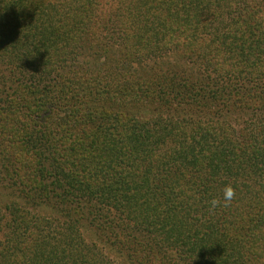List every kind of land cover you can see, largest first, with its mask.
I'll return each mask as SVG.
<instances>
[{
    "label": "trees",
    "instance_id": "16d2710c",
    "mask_svg": "<svg viewBox=\"0 0 264 264\" xmlns=\"http://www.w3.org/2000/svg\"><path fill=\"white\" fill-rule=\"evenodd\" d=\"M0 264H264V0H0Z\"/></svg>",
    "mask_w": 264,
    "mask_h": 264
},
{
    "label": "rangeland",
    "instance_id": "374dc122",
    "mask_svg": "<svg viewBox=\"0 0 264 264\" xmlns=\"http://www.w3.org/2000/svg\"><path fill=\"white\" fill-rule=\"evenodd\" d=\"M211 9V8H210ZM206 19L210 18V16H208V14L205 16ZM167 24H171L170 27L171 28H178V30L183 31L185 28H183V24L178 23V22H167ZM169 26V25H167ZM187 40V37L184 36V41ZM161 55V54H160ZM175 57L174 55L168 54H162L161 56H157V57H145L142 60V66L145 69H149L150 67H154L158 62H163V63H169L171 61H174ZM200 62H195V69H198V71L200 72L201 75L206 76L207 72L205 68L199 67ZM205 78V77H204ZM242 84V85H239ZM246 83L243 84V82H238L239 86H246ZM253 85V84H252ZM249 88V87H247ZM7 163L9 165H11L13 163V159L11 158H7ZM98 211H95V217H94V222L92 224H90L89 220L84 221V223L80 226V230L82 232L83 235H85V237H91V239L95 240L96 245L102 249L103 252H105L107 249H109V246L106 245L105 240L106 238L104 237V231L109 232V230H116V229H125L123 228L124 225V221L122 220L121 217L117 216V215H108L104 209H97ZM111 257L113 259V261H123V258L118 255L115 254L113 251H111ZM163 255L172 258V260L177 263L174 259H177V249L173 248V249H166L163 252Z\"/></svg>",
    "mask_w": 264,
    "mask_h": 264
}]
</instances>
